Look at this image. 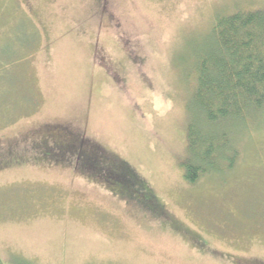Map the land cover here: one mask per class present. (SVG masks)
I'll return each mask as SVG.
<instances>
[{
	"label": "rangeland",
	"instance_id": "1",
	"mask_svg": "<svg viewBox=\"0 0 264 264\" xmlns=\"http://www.w3.org/2000/svg\"><path fill=\"white\" fill-rule=\"evenodd\" d=\"M262 9L264 0H0V261L264 264V111L229 129L233 169L189 184L183 166L187 105L216 19ZM69 132L126 161L160 215L127 202L119 180L31 146L72 142Z\"/></svg>",
	"mask_w": 264,
	"mask_h": 264
},
{
	"label": "trees",
	"instance_id": "2",
	"mask_svg": "<svg viewBox=\"0 0 264 264\" xmlns=\"http://www.w3.org/2000/svg\"><path fill=\"white\" fill-rule=\"evenodd\" d=\"M212 35L213 45L199 60L195 89L187 105L189 159L183 166L189 184L212 172L233 169L239 153L230 142L229 129L264 111V9L218 16ZM57 130L43 129L47 134H62L65 129ZM69 133L72 142L60 140L51 145L52 140L46 139L31 146L46 159L72 164L82 174H98L107 182L119 180L126 189L119 191L127 192V202L160 215L149 186L126 161L85 136ZM13 264L32 263L17 258Z\"/></svg>",
	"mask_w": 264,
	"mask_h": 264
}]
</instances>
